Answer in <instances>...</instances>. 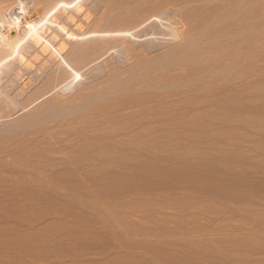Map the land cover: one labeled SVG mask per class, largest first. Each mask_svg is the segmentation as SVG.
Returning <instances> with one entry per match:
<instances>
[{"label": "rangeland", "instance_id": "obj_1", "mask_svg": "<svg viewBox=\"0 0 264 264\" xmlns=\"http://www.w3.org/2000/svg\"><path fill=\"white\" fill-rule=\"evenodd\" d=\"M23 4L0 264H264V0H0V45Z\"/></svg>", "mask_w": 264, "mask_h": 264}, {"label": "bare ground", "instance_id": "obj_2", "mask_svg": "<svg viewBox=\"0 0 264 264\" xmlns=\"http://www.w3.org/2000/svg\"><path fill=\"white\" fill-rule=\"evenodd\" d=\"M69 6H70V4H69ZM63 10H64V7H63ZM23 11L25 12V14L23 15V17H22V19L20 21L15 20L13 18L3 19V21H2L3 27H5V33H2L4 35L1 36V38L3 39V41H2L3 43H1V45H0V47H1L0 53L2 54V57H0V61L1 62L2 61L5 62V60L8 59L13 53L17 52L16 49H18V47L20 48L21 44H23V42L25 41L26 38H29V41L33 42L34 46L39 48L38 50H36L37 54L34 55L36 57H33L34 59H32V60L36 59V61H37L39 59L40 55H42V54L44 55L48 51H50L49 54H53V55L56 56L58 54L57 53V49L55 48L57 44L52 45L51 42L49 40H47L46 38L49 36L48 39H51V41H53L54 39H57L59 37V36L57 37V30H55V29L53 30V28H51L48 24H46L48 21L46 23L42 22V19L45 16L44 17L42 16L43 18L41 17L42 19H40L41 21L39 20L40 22L39 21L38 22L32 21L31 20L32 19L31 16L28 15L29 11H27V9L25 7V4H23ZM49 11H47L48 14H49ZM57 11H58V9H57ZM60 11H62V9ZM46 16H48V15H46ZM68 18H71V17H68ZM72 18H73V16H72ZM48 20L50 22L49 24H51V25L55 26L56 28H58L60 30V32L67 33L66 31L68 29L66 30V28L61 23H59L57 21V16L53 15ZM68 20H70V19H68ZM70 22H72V20ZM70 37H72V36H70ZM60 42H62V41H60ZM65 43H63V45H61V46L59 45V46L62 47V46H64ZM19 44H20V46H18ZM34 46H32V47H34ZM66 46L67 45H65V47ZM65 47H62L63 50L65 49ZM22 49L24 50V48H22ZM59 49L61 50V48H59ZM18 53L19 52H17V54ZM60 53H61V51L59 52V54ZM21 55H22V53H21ZM56 57H58V55ZM29 58H30V56H29ZM22 59H23V56L21 58V61H22ZM23 63H24V61H23ZM30 63L32 64V62H30ZM44 63H43V65H44ZM26 65L27 64H25V66ZM28 65H27V67H28ZM1 66H3V65H1ZM29 66H31V65H29Z\"/></svg>", "mask_w": 264, "mask_h": 264}]
</instances>
